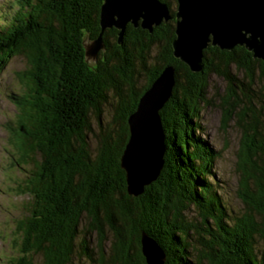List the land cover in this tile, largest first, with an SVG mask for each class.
<instances>
[{
    "label": "trees",
    "instance_id": "16d2710c",
    "mask_svg": "<svg viewBox=\"0 0 264 264\" xmlns=\"http://www.w3.org/2000/svg\"><path fill=\"white\" fill-rule=\"evenodd\" d=\"M103 1L15 0L2 17L0 70L13 57L25 61L20 92L8 96L17 110L9 155L19 177L11 188L24 199L9 264H146L141 233L164 250V264H264V251L253 254L255 240H264V90H253L264 86L254 79L264 81V61L243 47L209 46L202 70L191 72L173 57V18L151 33L127 25L121 45L116 29L105 30L104 51L87 62L84 44L100 33ZM160 1L174 17L176 0ZM168 66L175 84L159 111L164 164L155 182L130 196L120 168L127 120ZM211 75L226 82L222 129L233 121L240 132L238 215L228 214L208 180L219 153L200 137L197 119ZM110 100L116 127L101 123Z\"/></svg>",
    "mask_w": 264,
    "mask_h": 264
},
{
    "label": "water",
    "instance_id": "95a60500",
    "mask_svg": "<svg viewBox=\"0 0 264 264\" xmlns=\"http://www.w3.org/2000/svg\"><path fill=\"white\" fill-rule=\"evenodd\" d=\"M174 17L160 0H104L99 13L100 33L85 42L87 62L104 51L107 29L117 30L121 45L128 24L152 32L153 27L175 19L173 57L191 72L203 68V52L209 47L231 50L244 47L254 59L264 61V0H176ZM175 70L166 67L140 98L127 120L129 138L120 157L128 195L137 197L158 178L164 161L165 134L159 111L171 97ZM146 264H164L165 252L150 236L141 233Z\"/></svg>",
    "mask_w": 264,
    "mask_h": 264
},
{
    "label": "rangeland",
    "instance_id": "374dc122",
    "mask_svg": "<svg viewBox=\"0 0 264 264\" xmlns=\"http://www.w3.org/2000/svg\"><path fill=\"white\" fill-rule=\"evenodd\" d=\"M14 1L15 0H0V24L2 23V17L5 12L9 14L11 11L9 7L10 5L12 6ZM122 42L123 40H121V43ZM232 50L233 48L226 51ZM24 67V59L17 56L9 59L8 63L0 70V264H9L8 261L10 257L13 256L10 244L13 222L22 215L23 212L21 205L24 199L16 195L11 188L12 179L19 177L18 169L9 155L12 153V140L14 137L13 128L16 123L17 110L13 102L8 99V96L11 93L20 92L17 74L23 70ZM234 68L231 67L230 71L236 73ZM242 76L243 74L240 73L237 77L240 78ZM258 76L259 75L256 74L254 78L256 83L264 82L261 79L260 82H258ZM225 86L226 82L224 79L211 75L206 93V104L201 109L199 120L197 119V121L200 123L202 130L200 131V137L219 153L208 180L212 184L215 183L217 194L221 198L222 205L226 208L228 214L232 216L238 215L242 211L240 200L236 196L238 181L236 152L240 140V132L233 125V121L229 122V126L226 130H223L221 127L222 110L219 107L218 98L224 94ZM262 89L264 90V86L257 85L253 87L256 94ZM258 95L261 97L264 96V93ZM263 98L264 97H262V99ZM116 106L117 104L113 100L102 105L101 109L103 114L101 115V123H109L111 127H116V123L112 122L111 119V114L115 113ZM95 123L97 122L91 120V128L95 126ZM187 217L195 221V213L192 209L187 212ZM78 241L79 240H77V242ZM253 248V254L259 259V256L264 251V240L257 238ZM36 264H40L39 259L36 260ZM75 264H89V262L86 260H79V262Z\"/></svg>",
    "mask_w": 264,
    "mask_h": 264
}]
</instances>
